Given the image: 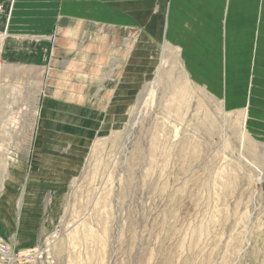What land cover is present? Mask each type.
Instances as JSON below:
<instances>
[{
	"label": "rangeland",
	"instance_id": "1",
	"mask_svg": "<svg viewBox=\"0 0 264 264\" xmlns=\"http://www.w3.org/2000/svg\"><path fill=\"white\" fill-rule=\"evenodd\" d=\"M11 5L0 1V236L14 246L35 236V264H264L251 73L231 74L230 88L224 72L194 78L186 27L149 40L146 58L133 40L130 62L97 49L72 69L57 62L55 74L31 68L49 39L10 23ZM99 59L115 77L108 92L124 86L125 103L97 99ZM82 84L83 103H68ZM29 194L46 200L24 203Z\"/></svg>",
	"mask_w": 264,
	"mask_h": 264
},
{
	"label": "crops",
	"instance_id": "2",
	"mask_svg": "<svg viewBox=\"0 0 264 264\" xmlns=\"http://www.w3.org/2000/svg\"><path fill=\"white\" fill-rule=\"evenodd\" d=\"M0 1H10L12 4L10 23L36 26V32L29 30L28 33L43 32L44 38L49 39L46 52L37 49L38 60L24 64L31 68L44 69H47L49 64V71L53 74L57 62H64L67 69H72L73 63H83V60L77 63L79 57H84V54L86 58L94 57L96 53L93 55V51L97 49L98 58L100 51H104L105 55L114 54L113 56L130 62L132 46L126 47V44L133 40L139 42L140 49L144 50L140 55L146 58L149 40L155 43L163 41L169 28L176 36L184 35L181 30L186 27L188 66L194 78L209 83L213 75H216L213 79L220 78L224 72L229 82V78L234 80L231 77L233 73L235 77L238 73H251L249 86L245 84L243 87L250 88L251 96L247 104L250 105L252 129L264 132V0H179L178 3V0H173V5L172 0ZM179 6L183 11L174 12L172 8ZM170 9L172 11L169 13ZM169 14L178 18L169 21ZM29 38L36 39L32 36ZM90 39V49H86L85 43ZM100 40L102 43L98 44ZM118 40L120 43H115ZM128 62L124 67L116 66L115 72L120 70L126 73ZM97 69L93 68L92 72L106 74L93 78V81H98V85L92 84L91 87L98 91L102 90L103 86L105 88V92L97 93V99L107 105L125 103L121 101L124 97V86L120 88L123 94L118 97L115 90L108 92L109 82L115 81V77L107 74L111 68L99 64ZM73 71L83 73L85 70L75 68ZM83 87V84L76 85L74 99H69L68 103H83ZM227 87H231L230 82ZM104 98L107 100H103ZM260 136L262 134L257 137ZM23 200L24 203H42L46 196L41 194L34 198L29 194L25 195ZM21 202L20 200L19 203ZM38 229L43 231L36 228L31 230V234ZM17 232L20 233V230ZM39 241L34 236L31 241H20L15 247L30 248L39 244Z\"/></svg>",
	"mask_w": 264,
	"mask_h": 264
},
{
	"label": "built area",
	"instance_id": "3",
	"mask_svg": "<svg viewBox=\"0 0 264 264\" xmlns=\"http://www.w3.org/2000/svg\"><path fill=\"white\" fill-rule=\"evenodd\" d=\"M43 254L42 243L18 249L0 236V264H35Z\"/></svg>",
	"mask_w": 264,
	"mask_h": 264
}]
</instances>
